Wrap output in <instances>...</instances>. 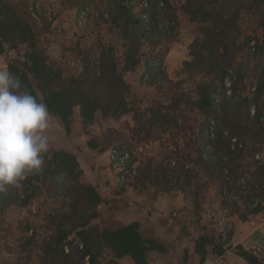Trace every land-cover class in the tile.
I'll list each match as a JSON object with an SVG mask.
<instances>
[{
	"label": "trees",
	"instance_id": "1",
	"mask_svg": "<svg viewBox=\"0 0 264 264\" xmlns=\"http://www.w3.org/2000/svg\"><path fill=\"white\" fill-rule=\"evenodd\" d=\"M164 1L167 4V0H163V5ZM184 4V7L194 8L190 10L193 21L210 23L205 26L203 37L192 42V60L185 61L184 65L205 63L218 70L216 85L196 83L193 100H190L204 113L205 119L211 111L214 114L210 115L199 138L189 139L184 156L176 153L174 158L162 161L151 157L139 160L135 181L126 184L137 191L147 186H152L156 192L191 191L197 199L206 184L200 180L204 175L217 183L223 206L236 207L241 202L246 207L235 212L239 219L246 220L264 208V160L260 158L264 151V69L257 73L252 96L235 98L234 93L224 92L216 96L213 91L224 85L226 75L222 61L217 62L220 45L229 34L234 36L238 9L231 13L208 9L202 1L196 0H185ZM108 11V21L120 24L124 29L123 38L130 40L126 54L133 67L139 62L133 46L143 40L161 38L164 31L152 20L144 22L141 15L120 3L112 5ZM260 25L264 35V12ZM18 43L26 47L22 65L9 62L7 69L20 78L23 90L47 104L49 112L60 120L67 132L71 128L74 106H79L84 124L93 121L99 109L112 115L129 111L124 99L126 83L117 68L112 48L102 51L95 73L85 68L79 76L65 78L48 61L31 25L8 0H0V53ZM216 108L220 110L219 116L214 112ZM163 109L161 105L150 111L146 126L143 125L147 136L157 138L163 130L176 124V118ZM152 128L159 131L151 134ZM44 159L41 172L29 174L17 185L7 186L6 191L0 192V212L10 206H26L43 192L62 203L61 207L43 214L40 229L33 228L30 235L23 236L25 245H36L38 264H121L119 259L124 256L130 257L134 264H147L150 250H163L156 240L142 233L137 221L115 228L94 223L102 198L94 186L81 180L82 170L73 153L63 149L48 150ZM120 162L114 158L113 165ZM125 166L129 164H123V169ZM224 244L201 234L195 242L200 264L205 260L207 245L212 246L214 253L221 254ZM236 253L249 264L261 263L241 245L236 246Z\"/></svg>",
	"mask_w": 264,
	"mask_h": 264
},
{
	"label": "rangeland",
	"instance_id": "2",
	"mask_svg": "<svg viewBox=\"0 0 264 264\" xmlns=\"http://www.w3.org/2000/svg\"><path fill=\"white\" fill-rule=\"evenodd\" d=\"M8 1L31 25L48 61L65 78L79 76L85 68L95 73L102 51L113 49L117 68L126 83L124 99L129 111L112 115L99 109L94 120L84 124L79 116V106H74L71 117V123L76 124L73 138L85 150L83 163L91 165L89 173L100 179L108 178L104 185L106 200L100 206L98 204L99 216L94 223L107 228L118 226L121 220L110 222L108 209L114 205L122 208L127 201V197L122 196L126 190L140 193L147 200L163 194L171 195L180 203L184 202L181 208L178 205L179 208L170 213L176 219L179 237L190 234L198 238L207 234L215 242L226 243L231 232V217H238L235 212L246 207L241 202L236 207L231 204L223 206L214 180L201 176L200 180L206 184L197 199L191 191L156 192L152 186H147L142 191L139 188L140 192L126 184L135 181L133 177L139 160L151 157L162 161L174 158L176 153L184 156L189 139L199 138L200 131L205 128L210 115L214 114L211 111L205 119L204 113L190 100H193L196 83L211 82L216 85L218 70L205 63L184 65L185 61L192 60L191 44L203 37V30L210 24L209 21H193L190 10L194 8L184 7L185 0H167L164 5L163 0H148L147 7L141 5V0ZM197 1H202L208 9L230 13L238 9L234 36L229 34L220 45L217 62L222 61L226 75L224 85L215 89L214 94L220 97L223 92L227 95L234 93L235 98L239 95L252 96L257 73L264 69V35L260 25L264 0ZM116 3L130 7L136 15L145 11L149 20L164 31L161 38L143 40L133 46L139 58L133 67L126 54L130 40L123 38L124 29L120 24L108 21V10ZM25 49L22 43L5 48L0 53V68L7 69L9 62L21 66ZM161 105L164 111L176 118V124L163 130L157 138L147 136L143 125L150 111ZM250 109L253 112V106ZM214 112L220 115L219 108ZM151 131L154 134L159 129L152 128ZM69 132L71 128L67 132L62 124L50 120L46 130L49 150H57L60 143L69 140ZM89 152L98 158L95 164L91 163L95 160L90 158ZM114 158H118L120 164L112 165ZM260 158L264 160V151ZM110 160L112 163L108 165ZM123 164L129 166L123 169ZM111 165L113 170L108 169ZM81 180L86 183L83 172ZM112 180L114 183L109 186ZM190 190H193L192 187ZM61 204L59 199L55 200L43 192L26 206H10L0 212V264H38L36 245H25L23 236L30 235L33 228L40 229L43 214L61 207ZM119 262L133 264L127 257H122Z\"/></svg>",
	"mask_w": 264,
	"mask_h": 264
},
{
	"label": "crops",
	"instance_id": "3",
	"mask_svg": "<svg viewBox=\"0 0 264 264\" xmlns=\"http://www.w3.org/2000/svg\"><path fill=\"white\" fill-rule=\"evenodd\" d=\"M50 120L59 125L62 124L51 113ZM70 126L71 132H69V140L66 139L60 143L56 149L67 150L76 156L86 183L94 186L101 195L102 201L99 203L100 206L106 200L104 194L106 188L104 185L108 178L100 179L97 175L95 176L89 173V167L91 165L87 166L83 163V153L85 150L83 151L73 138L76 124L71 123ZM62 127H64L63 124ZM89 153L91 155L90 158L95 160V162L92 161L91 163L95 164L98 158L91 154V152ZM110 163H112L111 160L107 164L109 165ZM112 165L108 169L111 168L113 170ZM110 178L112 179V177ZM113 183L112 180L108 185L111 186ZM122 196L127 197V201H125L121 209L115 205L112 206V209H108L111 213L108 220L114 223L121 220L118 226L131 221H137L141 231L147 233L148 236L162 246V251L150 250L147 253V264H200V255L195 251L197 238H193L190 234H188V237H179L176 219H173L170 214L172 210L181 208L184 202L180 203L179 199L178 201L172 198L173 196L164 194L163 196H157L155 199L147 200L144 195L136 193L135 191L133 192L132 190H126ZM178 205L180 206L178 207ZM231 225L229 239L223 246L224 251L221 254H216L210 245H207L205 260L202 264H249L236 253L237 245H241L246 250L251 251L260 259V264H264V208L254 215L249 216L246 220L232 216ZM124 257L131 259L128 256Z\"/></svg>",
	"mask_w": 264,
	"mask_h": 264
},
{
	"label": "clouds",
	"instance_id": "4",
	"mask_svg": "<svg viewBox=\"0 0 264 264\" xmlns=\"http://www.w3.org/2000/svg\"><path fill=\"white\" fill-rule=\"evenodd\" d=\"M49 121L47 104L23 90L15 73L0 68V192L42 171Z\"/></svg>",
	"mask_w": 264,
	"mask_h": 264
},
{
	"label": "built area",
	"instance_id": "5",
	"mask_svg": "<svg viewBox=\"0 0 264 264\" xmlns=\"http://www.w3.org/2000/svg\"><path fill=\"white\" fill-rule=\"evenodd\" d=\"M132 4V1H130ZM141 5H143L144 7L148 6V0H141ZM141 17L143 18L144 22L149 21V18L147 16V13L145 11H143L141 14Z\"/></svg>",
	"mask_w": 264,
	"mask_h": 264
}]
</instances>
